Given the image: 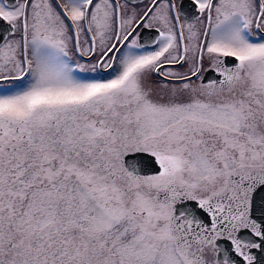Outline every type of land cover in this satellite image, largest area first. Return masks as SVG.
Returning <instances> with one entry per match:
<instances>
[{
  "label": "snow or ice",
  "instance_id": "1",
  "mask_svg": "<svg viewBox=\"0 0 264 264\" xmlns=\"http://www.w3.org/2000/svg\"><path fill=\"white\" fill-rule=\"evenodd\" d=\"M132 2L0 0V264H264V0Z\"/></svg>",
  "mask_w": 264,
  "mask_h": 264
},
{
  "label": "flooded vegetation",
  "instance_id": "2",
  "mask_svg": "<svg viewBox=\"0 0 264 264\" xmlns=\"http://www.w3.org/2000/svg\"><path fill=\"white\" fill-rule=\"evenodd\" d=\"M10 1H12V0H10ZM177 2L179 3V0H177ZM60 3L63 4L64 3L63 0H60ZM147 4H148V0H133L132 5H130L129 7H130V10L131 11H135L137 14H142L143 13V10L145 9V7H146ZM184 8L189 9V10H191L194 13V10L192 9L191 4L188 2V0H185ZM181 22H185L184 19H183V17H182ZM189 22H194V21L190 20ZM197 28L201 32H203V31L206 30L205 27H204V25L201 24V23H197ZM139 31L141 33L142 31H147V30L141 28ZM156 31L157 30L155 28H153V29L150 30V34L147 35V38H148L149 41H151L150 40V37L151 36H154V34L156 33ZM187 35H188V31H187V28H185V36L187 37ZM185 42H188V41L185 40ZM155 48H156L155 45H151V46H145L143 50L144 51H152V50H155ZM122 51H127V47L126 46H122ZM69 55H70V57L72 59L78 61L79 63H88V64H91V63H94L95 62V60H88L87 58L81 59L78 55H76L75 49L72 48L71 45L69 47ZM167 67H169V66H166V70H167ZM184 68H187V65H185ZM184 68L172 67L171 70L172 71H177V70L184 71ZM93 74L95 76H98L99 75L98 73H93ZM107 74L108 73H105V75H107ZM148 79H150L152 83L153 82H156L158 84L161 83L162 85H164L166 87V89H167V87L168 88H173L171 86H173V85L180 86V84H181V82L171 81L168 78H164V77H161V76H158V75H155V74H151L148 77ZM193 82H197V81H195V78H193Z\"/></svg>",
  "mask_w": 264,
  "mask_h": 264
},
{
  "label": "water",
  "instance_id": "3",
  "mask_svg": "<svg viewBox=\"0 0 264 264\" xmlns=\"http://www.w3.org/2000/svg\"><path fill=\"white\" fill-rule=\"evenodd\" d=\"M8 2L11 3L12 1L8 0ZM185 9H186V8H185ZM186 10L189 11V13H190L192 16H194L195 13H193V12H192L191 10H189V9H186ZM146 30H147V31H142V32H141V43H144L145 46H151V45H153V44H152L151 41H149L148 38H147V35L150 34V30H151V29H146ZM154 35H156V33H155ZM151 170H153V169H149L148 171H151ZM262 194H264V191H262ZM178 207H185V208H189V209H195V208H196V202H195V201H185L184 204H183L182 206H179V205H178ZM255 215L259 216V215H260V212L257 211V212L255 213Z\"/></svg>",
  "mask_w": 264,
  "mask_h": 264
},
{
  "label": "rangeland",
  "instance_id": "4",
  "mask_svg": "<svg viewBox=\"0 0 264 264\" xmlns=\"http://www.w3.org/2000/svg\"><path fill=\"white\" fill-rule=\"evenodd\" d=\"M63 2L65 3L66 0H63ZM77 74L80 75L81 77H85V78H95V77H97L92 72H83V73H79L78 72ZM147 85L154 90V95L155 94H163V92L166 89V87L164 85H162L161 83H159V84L156 83V82L152 83L150 79H147ZM171 87L175 88V87H179V86L173 85Z\"/></svg>",
  "mask_w": 264,
  "mask_h": 264
}]
</instances>
